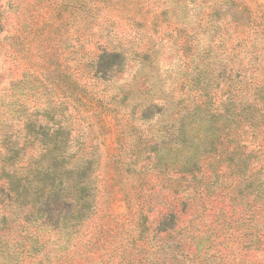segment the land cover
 Here are the masks:
<instances>
[{
  "label": "rangeland",
  "instance_id": "obj_1",
  "mask_svg": "<svg viewBox=\"0 0 264 264\" xmlns=\"http://www.w3.org/2000/svg\"><path fill=\"white\" fill-rule=\"evenodd\" d=\"M102 52L120 53L116 69L98 70ZM222 102L234 119L230 129L216 121L220 157L209 148L198 190L175 165L174 130L182 114ZM243 109L264 111V0H0V138H23L11 118L21 112L99 162L94 219L70 241L45 233L55 245L38 255L26 242L2 247L0 264H264V121L243 122ZM207 125H190L195 143ZM126 190L135 207L152 194L144 227ZM173 198L187 202L181 219L159 233Z\"/></svg>",
  "mask_w": 264,
  "mask_h": 264
},
{
  "label": "trees",
  "instance_id": "obj_2",
  "mask_svg": "<svg viewBox=\"0 0 264 264\" xmlns=\"http://www.w3.org/2000/svg\"><path fill=\"white\" fill-rule=\"evenodd\" d=\"M120 53L102 52L99 54L97 62L103 72H111L116 69L119 62ZM221 103L222 108L219 110L209 111L206 108L195 107L192 112L181 115L178 125L174 130V142L178 158L175 165L183 175L191 174L193 184L198 190H203V184L206 179L205 157L211 148L213 155L220 157L218 142L219 130L215 126L216 121L224 123V128L232 125L234 115L229 113ZM258 111V110H256ZM45 112V111H44ZM245 109L240 110L237 116L243 118V122L252 124L257 118L264 121V111L257 112L247 116ZM230 114V115H229ZM44 115H46L44 113ZM231 116V117H230ZM15 117V120H13ZM12 122L16 121L17 126L22 123V139L7 140L6 135H1L0 149L5 153L0 157V250L9 248V245L19 243L20 246L26 242L28 244L29 255H38L40 248L55 245L48 239H44V234L55 230L61 234L64 240L70 241L71 234L87 221L94 219L97 212L98 190L97 181L99 177L97 171L99 162L97 158L90 156L88 148L77 146L72 148L68 135L61 127L49 129H37L40 127L36 119H31L30 115L18 112H11ZM256 118V119H254ZM198 119H204L208 122L207 132L204 137L195 143L191 138L190 125L197 124ZM10 126L12 123L6 122ZM257 128V127H255ZM230 129V128H228ZM1 134V133H0ZM6 134H10L6 133ZM37 143L39 151L35 155H28L27 150L30 144ZM238 150L245 155L240 145H236ZM236 149V148H235ZM77 151L85 153H75ZM153 158L151 161L160 172V166L164 157L156 149H152ZM229 160H233L230 155ZM238 164V163H237ZM244 166V162L241 163ZM248 167L246 166V170ZM197 174L198 177H197ZM141 176V171L139 172ZM181 180H184L181 177ZM190 180V183H192ZM191 187L190 184L185 186ZM205 187V184H204ZM182 191V188H179ZM178 191V189H177ZM197 191V190H196ZM129 204L140 214V226L144 227L147 221L146 215L142 212L147 208H152V194L150 200L140 207H135L137 203H142L140 197L132 196L135 191H124ZM135 194V193H134ZM138 196V195H137ZM155 199V198H154ZM168 203L160 217L157 219V232L171 235L181 219L179 204L186 205V201ZM143 231L140 229L136 235H133L129 243L134 245L138 236ZM100 233V231L98 232ZM97 234H94L95 236ZM91 236L85 240L90 241ZM72 241V240H71ZM78 241V240H77ZM77 241L72 242L71 246L60 255V259L68 262L72 249L76 247ZM80 243L81 239L79 240ZM167 244V243H166ZM165 243H163V246ZM41 252H43L41 250ZM40 253V252H39ZM15 254H18L17 252ZM18 261L15 262L17 264Z\"/></svg>",
  "mask_w": 264,
  "mask_h": 264
}]
</instances>
